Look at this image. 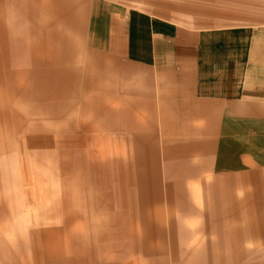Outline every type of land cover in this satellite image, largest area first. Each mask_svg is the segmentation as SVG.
<instances>
[{
  "label": "rangeland",
  "instance_id": "374dc122",
  "mask_svg": "<svg viewBox=\"0 0 264 264\" xmlns=\"http://www.w3.org/2000/svg\"><path fill=\"white\" fill-rule=\"evenodd\" d=\"M138 18L151 31L143 57L129 54L125 31ZM175 28L215 43H203L209 58L200 73L170 68ZM260 47L264 0H0V264H264V202L250 211L243 201L236 212L233 200L264 183L260 172L242 174L264 169V122L237 125L221 111L222 100L253 90L246 69L264 58ZM40 54L59 77L35 74ZM125 94L126 113L106 125L94 102L117 108ZM163 94L188 109L183 132L205 127L214 141L200 174L173 151L164 167ZM151 132L143 197L132 150L136 135ZM215 176L224 191L208 201L216 209L181 206L203 205Z\"/></svg>",
  "mask_w": 264,
  "mask_h": 264
},
{
  "label": "crops",
  "instance_id": "0c3cea01",
  "mask_svg": "<svg viewBox=\"0 0 264 264\" xmlns=\"http://www.w3.org/2000/svg\"><path fill=\"white\" fill-rule=\"evenodd\" d=\"M141 19L138 18V22ZM142 22V23H141ZM139 23H135L132 21L129 23V28L125 31L129 34V51L131 56L143 57L147 54L146 50L149 48V41L151 40V31L147 27L146 21L143 20ZM142 27V29L140 28ZM205 40V41H204ZM206 42L208 47H216L215 43H212L210 36V43L208 42V38L206 34L201 33L200 31L186 29V28H175L173 33L169 35V39L167 40V48L169 49L168 60L169 66L172 71L178 75L181 74H196L203 71V67L206 65L209 56H205V49L203 48V43ZM154 46L157 47V45ZM261 48V47H260ZM260 48H256V51ZM261 51H264V48H261ZM7 55V50L0 49V57H4ZM41 58H37L38 60V68L35 71L36 75H40L43 77H59L60 70H52L50 71V64L44 60V56L40 54ZM35 61V58L33 59ZM35 63V62H34ZM71 72V71H69ZM162 72V69L161 71ZM27 74H31V69L26 71ZM86 81H90L89 79H85ZM246 82L248 83V87H252L253 90L248 88L247 94L240 95H231L226 99L221 101V111L222 115L226 120H233L238 125L240 122L246 120L251 122H264V98H262V94H264V58H259L254 60L252 63L250 62L246 69ZM94 82V81H93ZM66 87L63 85L62 90L65 91ZM128 89V86L126 87ZM257 90V93L256 91ZM125 92V91H124ZM254 93V94H253ZM259 94V95H258ZM22 95H24L22 93ZM129 94L124 95L127 97ZM129 99V97H128ZM94 102V100H92ZM141 103V101H140ZM158 108L156 111L160 114V123L159 128V139L161 141L162 153L161 159L164 161V167H168L169 158L166 155L167 152H172L180 155L179 157L186 158L187 169L190 172H197L200 174L204 169L207 168L208 161L204 155L207 149L210 147H214V141L211 139H207L204 136V132L207 128L195 127V131H191L188 133L183 132V127L185 126V122L187 119L186 114H188V109L186 107L180 108L177 103L167 100V97L163 94V96L159 99ZM128 104H131L130 100H123L120 102L119 107H110V105H102L99 101H95L93 104V111L96 115L102 114V121L105 120L106 125L107 121H110L114 114L126 113L125 108H128ZM174 105V106H173ZM64 106L66 107V101ZM171 108L174 110L175 115H172ZM185 114V115H184ZM64 115V114H63ZM67 117V116H66ZM101 117V116H100ZM66 119V118H65ZM185 121V122H184ZM68 123V122H67ZM127 125V123L125 122ZM143 127L142 123L127 125L128 127ZM145 127V126H144ZM175 131L174 137L175 139H167L169 136V129ZM69 128H67L68 130ZM190 129V128H189ZM188 129V130H189ZM190 131V130H189ZM156 136L154 132H151V135L146 138L140 137V135H136L135 140L133 142V150H132V159L135 164V179L137 185L139 187L140 195L146 197L143 193H145V180L146 176L144 174V170L142 167V162L144 161V151L146 147H148L152 152L155 150ZM197 154L198 156H194ZM156 157V156H155ZM166 159H168L166 161ZM185 160V159H183ZM183 160H178L179 162L177 166L181 165ZM251 162V161H250ZM252 163V162H251ZM180 168V166H179ZM210 168H215L213 164ZM264 174V169L262 170H251L247 172H242L247 176H251L257 173ZM225 175V172L219 174ZM216 177V176H215ZM214 178L210 183H206L204 185V199L205 203L199 206H187L184 203L181 206L188 207L190 210L194 212H209L210 209H216L218 206L211 205L208 201L212 199L218 200V196L224 192L219 186L220 178ZM254 187L252 189L248 188H240V191L234 197V207L236 212H243V201H251V207L256 210L262 202H264V183H258V181H254ZM170 190H174L178 194V200H182V185L180 182H174L170 186ZM228 192V191H226ZM227 194V193H226ZM141 198V197H140ZM144 199V198H142ZM232 200V199H230ZM254 200V201H253ZM260 212V211H259ZM191 213V212H189Z\"/></svg>",
  "mask_w": 264,
  "mask_h": 264
}]
</instances>
